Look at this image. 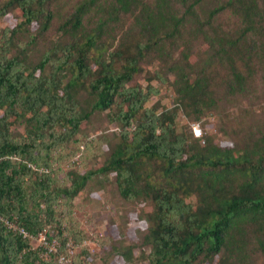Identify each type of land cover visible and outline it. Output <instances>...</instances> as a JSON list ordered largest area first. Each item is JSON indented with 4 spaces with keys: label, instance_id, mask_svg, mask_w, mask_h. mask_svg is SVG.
Returning <instances> with one entry per match:
<instances>
[{
    "label": "trees",
    "instance_id": "trees-1",
    "mask_svg": "<svg viewBox=\"0 0 264 264\" xmlns=\"http://www.w3.org/2000/svg\"><path fill=\"white\" fill-rule=\"evenodd\" d=\"M63 1H0V219L33 238L49 227L60 253L84 239L75 198L113 187L146 208V227L129 245L102 239L100 264H264V119L223 144L180 123L261 89L264 0H75L60 13ZM153 82L171 89L169 107L146 106ZM105 111L118 134L81 142ZM71 157L101 162L59 167ZM95 257L81 247L73 264ZM0 264L57 254L0 221Z\"/></svg>",
    "mask_w": 264,
    "mask_h": 264
},
{
    "label": "rangeland",
    "instance_id": "rangeland-1",
    "mask_svg": "<svg viewBox=\"0 0 264 264\" xmlns=\"http://www.w3.org/2000/svg\"><path fill=\"white\" fill-rule=\"evenodd\" d=\"M74 2L75 0H64L62 3L65 10L60 13L69 11V7ZM6 26L7 20L0 19V33ZM143 77L144 74L137 77V83L144 87L145 82L143 81ZM153 86L158 88L160 93L158 96L151 97L146 106L149 107L159 102L163 107H169L172 104L171 98L173 96L171 89L166 86H160L156 82H153ZM107 113L108 111L96 114L89 124L81 130L78 137L81 142L92 139L101 133H105L109 139L118 134V127L108 122L106 118ZM243 117L244 121L242 122ZM263 119L264 84L252 98L222 101L218 109L207 113L201 120L187 122L184 118H181L180 123L187 124L190 129L192 124L199 123L202 130L201 144H203L204 137L208 135L214 136L217 143L223 144L225 143L224 141L231 139L241 140L246 134L249 124H257V127H259L262 125ZM14 131L17 135L22 134L24 131L23 125H18ZM231 133L233 136L229 137L228 134ZM64 150L68 154L72 150V146L67 145ZM74 157L65 158L59 164V167L69 168V164L78 170H85L101 162V159H98L97 162H89L86 166H83ZM90 184L93 183L90 182ZM73 205V224L82 234L83 241H89L84 247L87 248L90 255L96 256L93 261L94 264H100L103 257L99 249V242L102 239H107L109 236L112 239H118L120 236L123 241L122 244L129 245L136 243L141 238V232L146 227L143 221L146 208L137 204L124 202L117 195L113 187L103 189L93 187L89 194L83 193L75 198ZM134 264H139V262H135Z\"/></svg>",
    "mask_w": 264,
    "mask_h": 264
},
{
    "label": "built area",
    "instance_id": "built-area-1",
    "mask_svg": "<svg viewBox=\"0 0 264 264\" xmlns=\"http://www.w3.org/2000/svg\"><path fill=\"white\" fill-rule=\"evenodd\" d=\"M191 131L195 138H202V130L200 128L199 123H194L191 125ZM0 221L9 229L18 231L23 238H28L33 241L34 245L37 248L41 249V253L44 256H48L49 254H57V264H73V259L81 249V247L86 246L89 241H82L80 243H75L72 239H66V243L63 249V252L59 253V243L56 239L50 237V228H44L37 237L33 238L29 234H27L24 230L17 227L14 223L0 219Z\"/></svg>",
    "mask_w": 264,
    "mask_h": 264
}]
</instances>
